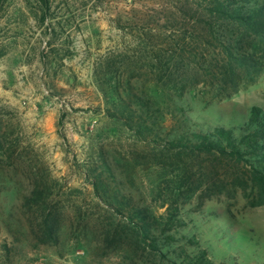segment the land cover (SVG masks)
Listing matches in <instances>:
<instances>
[{"label": "rangeland", "instance_id": "1", "mask_svg": "<svg viewBox=\"0 0 264 264\" xmlns=\"http://www.w3.org/2000/svg\"><path fill=\"white\" fill-rule=\"evenodd\" d=\"M196 1L0 0V264H147L129 244L100 241L112 210L90 178L103 161L111 167L104 180L156 216L165 250L184 254L178 262L200 249L213 264H264V205L247 204L236 181L245 169L137 140L105 116L93 81L99 61L130 57L120 80L133 72L135 86L163 109L161 138L180 124L238 134L251 107L264 113V57L254 81L236 89L204 79L199 69L209 62L197 43L185 47L198 52L195 64L156 72L155 50L188 35L185 11ZM181 87L183 99L173 95ZM172 100L185 115L167 107ZM34 186L59 221L55 244L39 232L41 209L25 204Z\"/></svg>", "mask_w": 264, "mask_h": 264}, {"label": "trees", "instance_id": "2", "mask_svg": "<svg viewBox=\"0 0 264 264\" xmlns=\"http://www.w3.org/2000/svg\"><path fill=\"white\" fill-rule=\"evenodd\" d=\"M185 13L193 21L188 35L177 39L170 50H155L153 60L158 74L171 67L176 69L182 63L195 64L198 52L185 47L197 43L202 63L209 62L199 69L204 79L210 77L212 84L215 82L232 89H236L242 81H254L262 69L264 57V0H197ZM208 57L213 63L208 61ZM126 61L130 62V57L122 60L106 57L94 67L93 81L104 97L105 116L121 122L137 140H151L154 147L162 146L178 153L211 154L217 156L224 166L229 165L233 169L243 167L245 174L243 177L237 176L236 181L244 191L247 204L264 205L263 110L257 106L251 107L238 134L227 129L192 130L180 124L178 130L168 132L161 138L160 129L164 127L165 115L163 109L152 96L135 86L132 82L135 78L133 72L125 81L120 80V76L123 77L131 69ZM180 89L181 92L173 95L183 99V88ZM166 102L167 107L175 106L185 115L181 104L174 100ZM169 113L172 114L171 111ZM5 145L0 137V149H4ZM98 168L99 174L92 175L90 184L98 202L107 210H112L111 217L104 216L100 222L99 238L104 247L129 244L133 256L147 264H213L207 258L206 251L200 249L193 255L185 254L191 257L187 263L178 262L184 254H175L169 248L165 250L160 240L164 230H158L156 216L104 180L103 172L111 170L106 161L101 162ZM112 174L111 177L115 178V174ZM24 199L25 204H35L41 209L38 229L44 241L57 243L59 221L49 209V198L45 192L39 186H34Z\"/></svg>", "mask_w": 264, "mask_h": 264}]
</instances>
